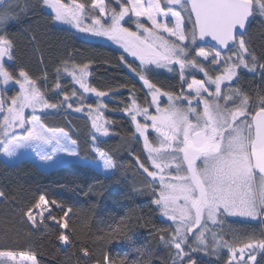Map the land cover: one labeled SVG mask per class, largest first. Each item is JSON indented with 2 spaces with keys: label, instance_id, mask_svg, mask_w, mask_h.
Returning a JSON list of instances; mask_svg holds the SVG:
<instances>
[{
  "label": "snow or ice",
  "instance_id": "obj_1",
  "mask_svg": "<svg viewBox=\"0 0 264 264\" xmlns=\"http://www.w3.org/2000/svg\"><path fill=\"white\" fill-rule=\"evenodd\" d=\"M45 12L53 26L68 25L85 39L108 38L139 61L138 66H133L123 54L119 57L150 96L145 100L147 106H141L135 89H129L130 103L122 109L134 126L132 139L142 138L144 158L130 154L136 170L148 180L147 185L132 186L131 191L148 192L153 197L151 204L170 222L166 228L152 226L168 250L170 264H199L195 253L216 255L225 249L226 264H261L258 256L264 259V94L258 91L253 97L233 85L240 80L241 70L258 74L264 80V51L256 52L249 35L252 20L257 16L264 19V0H0V152L14 157L18 149L32 147L42 161L52 160L57 153L74 158L58 159L57 165L79 163L88 167L89 159L99 161L104 179L119 184L118 174L126 178L129 166L101 147L96 135L111 134V122L104 117L108 110L104 100L115 93L91 85L90 63L77 64L69 53L54 68L51 96L59 95L58 103L51 102L47 91L46 68L39 77H33L23 67L16 70L17 42L8 26L11 22L21 23L29 13ZM129 22L135 25V31L124 26ZM23 31L30 34V42L36 41L30 24ZM208 38L214 44L207 49L196 47ZM40 62L43 64L42 56ZM161 68L178 73L179 94L164 91L152 82L151 73ZM193 73H202L204 78L197 79ZM64 77L70 79V93L66 91L68 85L61 82ZM10 86L18 88L12 96L7 95ZM93 94L96 105H86V99ZM162 96L167 97L164 106L160 103ZM153 107L154 112L150 111ZM26 109L30 110L28 114ZM60 109L86 113L93 130L87 141L89 156L81 155L78 140L68 131L49 128L43 122L42 117L49 111ZM150 134H154L155 143ZM102 186L97 181L88 185L83 194L102 195V191H97ZM7 200V194L0 191V201ZM57 210L62 215L54 214ZM72 213L71 207L49 200L42 193L19 215L33 232L54 225L59 229L55 240L69 246L78 238L70 222ZM227 217L257 222L261 225L260 235L254 231L241 235L233 230L232 238L226 239L229 233L222 226ZM126 227L124 217L115 226L109 225L110 242L126 239L131 243V236L123 231ZM217 228L220 230H214ZM133 250L138 258L131 264H154L155 253L149 244ZM80 251L85 259L91 258L87 247ZM0 264L41 262L38 253L29 248L0 251ZM94 264L129 262H118L104 252Z\"/></svg>",
  "mask_w": 264,
  "mask_h": 264
},
{
  "label": "trees",
  "instance_id": "obj_2",
  "mask_svg": "<svg viewBox=\"0 0 264 264\" xmlns=\"http://www.w3.org/2000/svg\"><path fill=\"white\" fill-rule=\"evenodd\" d=\"M82 2L90 3V0H82ZM29 24L32 27L31 34L36 36L35 42H30V34L23 31ZM124 26L130 27L133 31L136 29L131 22ZM8 31L17 42L16 70L23 67L33 77H39L42 69L46 68L49 74L47 91L53 103H58L61 99L59 95L51 96V87L55 83L53 70L61 60L72 53L75 63H90L91 85L101 91L111 90L115 93L104 100V103L108 105L104 117L111 122V134L109 136L96 134L97 142L113 154L118 162L129 167L126 178L118 174L121 182L117 184L105 180V174L91 164L86 167L79 163H70L42 169L26 159L9 164L0 158V191H4L8 197L6 202L0 201V251L19 252L32 248L38 253L41 264H94L102 253L109 252L118 262L126 259L131 264V261L138 258L133 248L149 244L155 253L154 264H161L162 261L170 264L168 250L160 243L152 227L154 225L156 228H166L170 222L159 216L158 209L151 204L152 196L148 192L138 194L131 191L132 186L138 188L145 186L148 180L145 175L136 170L134 156L130 154L132 152L141 156V159L144 158L142 138L132 139L134 126L122 109L130 103L129 89H135L137 102L141 106H147L145 100L150 99V96L147 95L139 79L128 70L119 57L123 54L133 66H138L139 62L131 60L122 49L113 47L104 40L85 39L74 29L61 25L53 26L49 23L46 12L35 15L29 13L21 23L11 22ZM249 35L256 52L259 54L264 51V19L260 16L252 20ZM196 47L199 46L196 45ZM41 56L43 64L40 62ZM193 75L197 79L204 78L202 73H193ZM188 78L191 79V75ZM150 79L164 91L177 94L181 91V82L176 72L155 70L151 73ZM61 82L68 85L66 91L70 93V79L64 77ZM233 86L242 87L253 97L258 91L264 94V80L258 74L246 70H241L240 80ZM41 87L45 90L43 84ZM15 92V86H10L7 95L12 96ZM96 103L94 94L85 101L86 105L95 106ZM161 104L166 105L167 102L161 100ZM75 107L74 103L73 108ZM150 111L154 112V107ZM42 119L49 128H63L68 131L73 139L78 140L81 155L89 156L86 152L87 141L93 134V130L90 127V121L86 119V113H75L73 110L65 111L64 109L52 110ZM138 119L143 122L142 117ZM153 138L154 134H150L152 142ZM97 181L102 182L103 185L98 187L97 191H102L103 194L85 196L83 192L87 186ZM42 193L46 194L49 200L56 199L73 209L70 222L78 237L73 245L64 246L55 240L59 229L54 225L50 224L47 229L33 232L29 225L20 219L21 209H26ZM54 214L60 216L62 212L57 210ZM122 217L126 219L127 224L123 231L131 236V243L126 239L110 242L107 236L108 227L115 226ZM138 218L142 219L138 220ZM222 229L225 233H229L225 238L231 239L230 233L233 230L240 232L241 235L254 231L259 236L261 225L257 222L232 219L225 221ZM83 247H87L91 252L90 259L83 257L80 251ZM194 257L199 264H226L228 253L225 250L219 255H205L197 252Z\"/></svg>",
  "mask_w": 264,
  "mask_h": 264
},
{
  "label": "rangeland",
  "instance_id": "obj_3",
  "mask_svg": "<svg viewBox=\"0 0 264 264\" xmlns=\"http://www.w3.org/2000/svg\"><path fill=\"white\" fill-rule=\"evenodd\" d=\"M86 23H91V21H86ZM126 24V23H125ZM124 24V25H125ZM61 26H64L66 28H69V29H72L70 28L68 25H61ZM136 30V29H135ZM134 30V31H135ZM80 36H82L81 33H78ZM91 38H96V39H101V40H104L107 44L113 46V47H116V48H119V49H122V46L115 43L114 41L108 39V38H102V37H91ZM195 54V53H194ZM125 55L129 58H131V60H136L134 57H132L130 54L128 53H125ZM138 61V60H136ZM139 62V61H138ZM154 67V66H153ZM156 70H165L166 72L167 69H156ZM185 89H186V85H185ZM15 90L17 91L18 88L15 86ZM161 100L162 101H166L167 102V97H161L160 99V103H161ZM195 103V102H194ZM161 106H164L163 104H161ZM155 110V109H154ZM26 111V114H28L30 112V110H25ZM151 131V130H150ZM153 143H155V136H154V140H153ZM0 158L5 161L6 163H9V164H12V163H16L20 160H23V159H26V160H29V161H32L34 162L38 167L42 168V169H50V168H53V167H56V166H59L57 165L55 162L58 160V159H65V160H74V158L72 157H68L66 153H57L55 156H53L52 160L50 161H42L40 159V157L36 154V150L32 147H22L20 149H18L17 151V154L14 156V157H7L5 156L2 152H0ZM89 163L91 165H93L95 168H97L99 171H101L102 173H104V170L102 169V163L99 162V161H91L89 160ZM105 174V173H104ZM153 199V197H151V200ZM158 214H159V211H158ZM159 216L164 219L165 221H168L167 218L163 217L162 215L159 214ZM240 220V221H246V222H254V221H249L247 220L246 218H243V217H227L225 218V221H230V220ZM169 222V221H168ZM210 227L211 224L209 225ZM215 230V229H214ZM223 250H221L218 254L216 255H219ZM225 251H227L225 249ZM204 254V253H203ZM258 259H260V257H258ZM261 264H264V262L262 263L261 261Z\"/></svg>",
  "mask_w": 264,
  "mask_h": 264
},
{
  "label": "water",
  "instance_id": "obj_4",
  "mask_svg": "<svg viewBox=\"0 0 264 264\" xmlns=\"http://www.w3.org/2000/svg\"><path fill=\"white\" fill-rule=\"evenodd\" d=\"M210 44H214L213 41L210 40V38H208L206 41H202V42H198V45L201 47H209ZM140 83L142 84V82L140 81Z\"/></svg>",
  "mask_w": 264,
  "mask_h": 264
},
{
  "label": "flooded vegetation",
  "instance_id": "obj_5",
  "mask_svg": "<svg viewBox=\"0 0 264 264\" xmlns=\"http://www.w3.org/2000/svg\"><path fill=\"white\" fill-rule=\"evenodd\" d=\"M258 257H260V256H258ZM261 259V258H260ZM261 261H262V263L264 262V260L263 259H261Z\"/></svg>",
  "mask_w": 264,
  "mask_h": 264
}]
</instances>
